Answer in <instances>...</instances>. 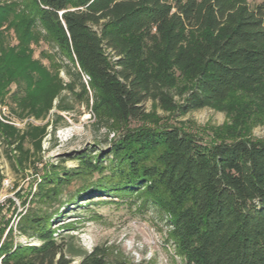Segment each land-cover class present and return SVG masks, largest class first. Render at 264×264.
I'll list each match as a JSON object with an SVG mask.
<instances>
[{"label": "trees", "instance_id": "16d2710c", "mask_svg": "<svg viewBox=\"0 0 264 264\" xmlns=\"http://www.w3.org/2000/svg\"><path fill=\"white\" fill-rule=\"evenodd\" d=\"M40 44L68 84L34 58ZM75 88L115 137L73 170L44 171L14 225L0 204V264H142L57 239L54 220L91 195L153 208L184 264H264V141L235 132L244 115L264 113V0H0V140L13 170L34 168L48 125L54 134L63 118L12 123L44 121L55 99L69 111L61 91ZM145 102L179 116L209 108L232 123L211 141L169 124L134 127ZM75 179L86 185L63 203Z\"/></svg>", "mask_w": 264, "mask_h": 264}, {"label": "rangeland", "instance_id": "374dc122", "mask_svg": "<svg viewBox=\"0 0 264 264\" xmlns=\"http://www.w3.org/2000/svg\"><path fill=\"white\" fill-rule=\"evenodd\" d=\"M253 8L262 0H246ZM34 49V58H40L42 50L49 51L40 44ZM45 67H49L46 60L41 59ZM53 75L56 74L63 85L68 84L69 79L62 70L57 72L51 67L48 68ZM82 80L86 83L87 78ZM75 88L73 93L62 90L61 96L64 106L70 108L67 112H59L56 109L57 100L53 101V108L44 121L28 119L23 122H14L17 128H24L26 123L42 126L48 121L52 122L54 115L58 114L63 118L56 126L54 134L50 125L47 127V135L43 138L41 153L36 156L33 169L20 173L13 170L6 158L0 140V198L6 212V218H11V225L15 224V217L23 214L34 205L29 204V192L32 193L35 184L44 171L52 169L59 171H70L77 167L80 154L97 155L103 152L110 145L115 134L108 130L103 124L97 121L91 111V99L85 101L79 97ZM77 95V96H76ZM145 117L143 121L134 122L132 125H159L169 124L180 127L182 130L200 136L205 141L215 138V133L224 131L231 125V118L226 113L209 108L191 111L183 116L176 113L165 112L151 102L143 104ZM7 111L0 110V120L7 116ZM242 116V114L240 113ZM243 120L237 123L236 134L242 138L264 141V113H250L243 116ZM238 132V133H237ZM217 133V134H218ZM93 175L91 180H95ZM86 185L83 180H73L63 191L62 202L69 195H74L80 188ZM111 200V201H110ZM25 202V205H23ZM78 207L67 209L63 218L54 220L53 228L57 229L59 237L72 235V242L76 247L90 252L95 246H101L109 256H119L128 261L142 264H184L183 259L176 252L173 244L167 241L169 226L164 218H161L153 208L142 209L139 207L141 201L123 198L117 200L107 197L91 195L80 198L76 201ZM56 207V205H55ZM59 211L62 208L58 209ZM69 225V226H68ZM61 226H68L60 229ZM14 240L22 244L27 241L25 238L15 235ZM77 260V259H75Z\"/></svg>", "mask_w": 264, "mask_h": 264}, {"label": "built area", "instance_id": "2783aa9c", "mask_svg": "<svg viewBox=\"0 0 264 264\" xmlns=\"http://www.w3.org/2000/svg\"><path fill=\"white\" fill-rule=\"evenodd\" d=\"M3 200V199H2ZM2 200H1V198H0V204L2 205Z\"/></svg>", "mask_w": 264, "mask_h": 264}]
</instances>
